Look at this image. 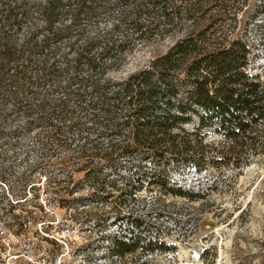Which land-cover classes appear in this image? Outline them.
Listing matches in <instances>:
<instances>
[{
	"label": "trees",
	"instance_id": "16d2710c",
	"mask_svg": "<svg viewBox=\"0 0 264 264\" xmlns=\"http://www.w3.org/2000/svg\"><path fill=\"white\" fill-rule=\"evenodd\" d=\"M34 4L32 11L39 14L43 32L39 40H33L39 37L36 33L28 35L26 44L31 45L26 51L17 41L9 43L7 32H17L22 19L32 18L27 14L30 8L26 3L0 1V56L7 55L10 63L0 68V79L5 76L8 85L24 91L26 108L32 111L27 126L44 129L41 140L50 148L52 144L71 151L81 164V181L68 191L89 188L92 194L73 200L106 199L107 187L115 186L111 175L118 174L123 164L136 167L134 188L146 183L193 198L169 185L174 183L170 166L204 168L208 147L204 140L210 134L228 142L223 155L228 162L239 163L242 154L264 148V78L251 71L252 50L246 38L228 36L218 28L223 15L230 19L234 14L229 9L240 8L243 1L40 0ZM38 30L36 25L33 32ZM174 36L171 46L149 65L123 78L111 75L136 45ZM61 44L66 46L63 52ZM20 83L53 90L39 94ZM187 124H193L191 130L185 128ZM174 249V244L158 236L122 234L109 244V254L116 258ZM260 250L264 264V229Z\"/></svg>",
	"mask_w": 264,
	"mask_h": 264
},
{
	"label": "rangeland",
	"instance_id": "374dc122",
	"mask_svg": "<svg viewBox=\"0 0 264 264\" xmlns=\"http://www.w3.org/2000/svg\"><path fill=\"white\" fill-rule=\"evenodd\" d=\"M4 1L26 3L30 8L27 14L32 18L22 19L17 32H7L9 43L17 41L27 51L31 45L26 44L28 35L43 32L39 14L32 11L40 0ZM240 1L243 5L229 9L234 14L228 16L230 19L224 13L218 28L228 36L246 38L252 50L251 71L263 79L264 0ZM36 25L39 30L33 32ZM5 34L4 30L3 37ZM175 38L136 45L111 75L123 78L149 65ZM64 45L61 52L66 49ZM8 58L0 56V68L10 65ZM5 79H0V264H262L263 147L254 154H242L239 163L228 162L223 156L228 142L210 134L204 140L208 144L204 168L196 171L184 164L170 166L174 183L169 185L180 187L193 198L163 192L146 183L134 188L132 185L138 186L134 181L136 167L123 164L118 166V174L111 175L115 186H105L110 192L106 199L73 200L74 196L92 194L89 188L76 189L73 194L68 191L81 181V164L71 151L52 144L50 148L41 140L44 129L27 126L32 111L26 108V95ZM20 84L44 95L53 90ZM192 125L185 128L191 130ZM147 169H152V164L148 163ZM122 234L127 238L158 236L174 244L175 249L116 258L109 254V244Z\"/></svg>",
	"mask_w": 264,
	"mask_h": 264
}]
</instances>
